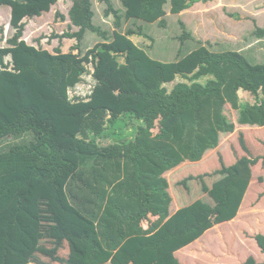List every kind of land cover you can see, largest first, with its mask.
<instances>
[{"label": "trees", "instance_id": "1", "mask_svg": "<svg viewBox=\"0 0 264 264\" xmlns=\"http://www.w3.org/2000/svg\"><path fill=\"white\" fill-rule=\"evenodd\" d=\"M71 1L70 27L77 30L58 37L76 39L73 50L77 52H63L61 47L52 52L23 37L25 18L49 12L58 0H0V5L11 8L14 30L7 45L0 47V264H40L45 244L54 237L58 241L50 258L54 262L49 264H111L121 247L162 229L173 202L177 210L186 202L181 203L171 189L172 197L165 175L171 176L173 169L185 163L202 165L222 159L177 182L187 176L198 178V184L210 182L203 193L195 195V201L218 187L215 200L221 202L205 209L204 215L211 212L214 223L223 222L230 207L237 210L232 195L244 196L245 175H250V165L257 162L247 156L250 152L242 133L237 138L247 155L240 159L237 155L231 166L223 158L232 145L229 139L220 142L221 134L236 130L227 105L240 110V124L264 126V63H252L232 48L214 51L211 43L202 40L173 60L155 58V38L137 22H158L166 28L170 13L179 15L201 0H121L122 9L114 7L112 0H100L106 3L103 17L111 20V30L95 22L93 0ZM125 21L138 26L124 31ZM179 21L180 40H195L186 23ZM87 33L99 39L84 50ZM136 35L152 43L144 47L134 41ZM253 35L264 38V27L257 26ZM87 64H92L93 71ZM89 70L95 80L89 96L71 99L70 87ZM179 75L189 81L179 80L169 90L164 84ZM201 78L207 80L202 83ZM240 90L260 100L242 106ZM127 119L138 123L136 132L132 139L120 140L116 131L125 130L120 128ZM108 135L117 140L102 145L99 139ZM185 205L190 204L175 213L176 228L161 240L130 243L127 251L137 253L131 264L143 252L137 250L141 244L146 252L155 249L156 259L172 255L169 264H182L173 261L174 252L212 223L210 219L197 221L200 216L196 220L193 214V224L185 225L186 216L178 217L187 215ZM152 217L145 227L143 222ZM94 229L107 253L104 256L100 245L87 236ZM254 239L264 258V234L257 233ZM65 240L69 253L63 257L56 252L65 247ZM183 240L181 246H174Z\"/></svg>", "mask_w": 264, "mask_h": 264}, {"label": "rangeland", "instance_id": "2", "mask_svg": "<svg viewBox=\"0 0 264 264\" xmlns=\"http://www.w3.org/2000/svg\"><path fill=\"white\" fill-rule=\"evenodd\" d=\"M93 1H94V6L96 8L95 22L98 24H103L105 28H109L111 30L113 28L111 20L107 18L104 19L103 17V11L107 7L105 5L106 3L100 0H93ZM227 1L228 0L226 1L217 0L216 2L212 0L204 1L206 3L202 4V9L199 14L203 16V14L206 12L211 17L215 16V19H218L220 21L219 17H223L224 14L222 13V6H225L224 3H226ZM112 2L114 4V7H116L117 9L123 8L121 4V0H112ZM232 3L234 6L228 5L227 10L230 11L228 14H233L234 16L233 15L229 16L230 18L226 16H224L225 18L223 17V21L229 18L228 20L231 19L237 25V32L239 33L240 37L238 38V40L231 39L233 40L232 43L235 42L234 44L236 45L237 42L240 40V42H242L240 46H243V48H241V50L243 51L242 53H244L246 49H248L249 51L251 50V52H247L244 54L250 59L252 63H264V38H258L253 35L257 26L264 27V0H232ZM230 4H231V0H230ZM71 6H72L71 0H58V2L52 6V9L49 12H45L41 16H34L32 18L28 17L27 20H24L26 22L24 35H23L24 39L30 44L47 48L52 52L55 51L57 47H61V50L63 52H68L73 50L74 45L77 43L76 39L58 37V35H61L64 32H67L68 30L71 31L77 30L76 27L73 28L70 27L71 24H70L68 12ZM233 9H234V13H232ZM60 15H65V18L62 19ZM10 16H11V8L6 5H0V46L7 45L6 42L7 38H9L14 33V30L10 26ZM195 17H196L195 14L194 15L188 14L185 16L183 14L176 15L170 13L169 17H167L166 28L159 26L158 22L151 23L143 20H138V21L131 20V21L132 22L137 21L141 23L143 25L144 31L155 38V40L153 41L155 42L156 52H154L153 56L155 58H161L170 61L173 60L177 54L180 53V55H182V53L188 52L190 46H192L191 48H194L195 46L199 45L198 41L194 39H188L183 42L180 40V36L183 33L179 21L180 19L182 20L186 19L188 21L190 25V27H188V31L192 32L194 35H197L196 36L197 38L201 36L203 37V31L201 29L197 30L199 26L196 22ZM131 21L128 22L125 21L123 23L124 31H126V29L130 26H134V27L138 26L137 25L138 23H136L135 25ZM220 26H221L219 28L220 30L227 29V24L225 23L223 24L220 22ZM199 34L201 36H199ZM98 39L99 37L96 36V34L87 33L86 40L83 41L84 50L94 46V44L98 41ZM141 39L147 42V44L144 45L145 47H148L152 43V40L150 38L145 39L143 37ZM202 40L204 41L203 38ZM232 43L229 42V45H233ZM214 44H216V42ZM231 48L235 49L233 46H231ZM73 51L77 52V50H73ZM9 59L10 56H7L6 61H9ZM87 67L93 71L92 64L91 65L87 64ZM180 80L189 81L188 79L181 77ZM206 80L207 79L205 78L199 79V81H201L202 83ZM94 84H95V80L92 78L91 72L89 70L87 73L83 75V80L81 82H79L73 87H70L69 89L70 98L73 99L72 97L78 95L87 98L89 96L88 93L92 90ZM239 95L242 106H252L255 105L257 101L260 100L259 99L260 96L257 97L253 95L251 92H246L245 90L241 91ZM239 111L240 110H235L230 105H227V115L231 119L234 118L231 121L235 123V129L239 126L236 125L239 124V117H240V113H238ZM130 120L133 119H127L126 122L127 124L121 128L119 126L117 127L111 126L112 129L115 130L119 128L125 129L123 131L122 130L116 131L118 139L121 140L122 138H126L129 140L132 139L133 136L135 135L136 126L138 123L134 121L131 122ZM124 131H126V133H124L123 135L122 132ZM238 131L240 132V134L246 133L247 137L249 134H252V132L249 133L248 131H245L242 128H239ZM231 134L232 133H226V136L221 134V137L224 139L225 137L227 138ZM117 138H114L113 136L110 137V135H108L107 137L105 136V138L102 137L101 139H99V142L102 145H108L115 142ZM231 149H232V156L228 155L229 152L227 151L223 158L224 164H228L230 166L234 163V158L237 155H239L240 157L242 156V154L244 155L246 154L245 152L243 153V147H241L240 141L239 142L234 141ZM209 161L210 162H205L202 165L193 164V163L189 165L185 163L183 164V166L173 169V174L171 176L167 175V173L165 174L170 183V188H169L170 194L172 195L171 193V189H172L175 192V194L177 193V196L180 199L181 203H183L184 200H186V202L180 204L181 206L179 207L178 210L177 208L174 207L175 205L173 202L170 207V216L165 220L162 229H160L157 233L151 235L148 238L134 239L130 242L131 244L139 243V242H148V241L156 243L157 241L161 240V238L165 234L169 233L173 228H176L174 226L176 224L175 223L176 220L174 219V216H176L175 213L177 214L181 212V209H183L182 206L184 204H190L189 206L185 205L188 206L187 208H185L186 211H188L187 215L178 216V217L186 216L187 220L184 222L185 225L193 224V222L190 220V218L193 217V214H196V220L200 216V218H198L197 221L210 219V222L212 221V223L209 225V228L204 232H202L198 237H196V239L176 250L174 252L173 261L178 260L182 264H236V262H238V257L236 256L235 253H232L233 251L234 252L236 251L235 247L230 243L232 236L236 235V228L234 229L233 225L230 222L224 221L231 216L232 210L234 209L230 207L229 210L225 212L227 213V215H224L226 217L223 220H221L223 222L214 223L213 220L215 214L211 212H209V214L206 213L204 215L205 209L213 206L212 204H214V200L218 197V194L220 193L219 188L214 187L212 192L205 194L201 200L195 201L196 200L195 195L196 194L199 195L200 192L203 193V187L209 185L210 182H204V184H198L195 181H199V179L196 177L195 179L194 178L188 179L190 176H187L188 178L186 177L185 179L182 178L179 182H177V180L183 177L185 174H188L190 172H194V173L199 172L202 169L204 170L206 168L204 166H213L214 164H220L222 159H217V160L210 159ZM186 164L187 166L184 167V165ZM254 171L255 173L258 171L259 174H261L262 172H264V169L261 170L260 168L258 169L256 168V170ZM248 173L252 174L251 165H250V170H248ZM171 181H173L174 183L177 182L176 186L172 185L173 182ZM183 183H185V185ZM232 196L234 197L233 199H235L238 203L237 197H235L236 194L233 193ZM188 200L190 201L187 202ZM194 202H196V206H194L195 205ZM154 219L155 217H152L150 218L149 221H144L143 224L145 225V227H147L149 222ZM247 229L250 228L248 227ZM184 242L185 240L181 242L179 241L176 244H174V246L175 247L181 246ZM130 243L127 246L123 247L122 249H119L117 252L119 251L121 252L115 254L108 263L131 264V260H134L136 258L137 253H135V251H131V252L127 251L131 249ZM80 246L81 245L78 244V247ZM84 251L86 250L84 249ZM101 254L103 256L106 255L104 251L101 252ZM123 254L130 255L131 259L129 258L124 259L125 256ZM133 254L136 256H132ZM158 255L159 254L155 249L149 250L147 252L143 251L141 255L138 257V260L135 264H169V262H171L172 260V255H169L165 258L163 254L156 259V256ZM78 258H82V254L79 253ZM39 260L42 261V263L40 264H49L52 262L49 260L47 256L44 257L39 256ZM249 260L252 261L253 258H250Z\"/></svg>", "mask_w": 264, "mask_h": 264}, {"label": "crops", "instance_id": "3", "mask_svg": "<svg viewBox=\"0 0 264 264\" xmlns=\"http://www.w3.org/2000/svg\"><path fill=\"white\" fill-rule=\"evenodd\" d=\"M212 1L216 2L217 0H212ZM223 1H226V0H223ZM203 3H206V2L197 1L190 8L180 13L185 16L188 14L196 15L195 17L196 22L199 26L197 30L201 29L203 31V37L199 34V36H201L199 37L200 38L199 39L196 37L197 35H195V40L201 41L203 38L204 42L211 43L210 47L213 48L214 51H218V48L225 49V48H231V46H233L235 50L243 52L241 50L243 46H240L242 42H240L239 40L237 44L235 45L234 44L235 42L232 43L233 40H231V39L238 40V38L240 37L239 33L237 32V25L231 19L228 20L230 18L229 16L233 15V14H228L230 11L227 10L228 5L234 6L232 3V0H231V4H230V0H228L226 3H224L225 6H222V13H224L223 17L224 16L229 17L228 19H225L224 21H223V17H219L220 19L219 21L218 19H215V16L211 17L206 12L203 14V16L199 14L201 12ZM232 11H233L232 13H234V9ZM27 18L25 20H27ZM183 21L186 23L187 27H190L186 19H183ZM220 22L223 24L224 23L227 24V29L220 30L219 29L221 27ZM141 38L143 37L137 36V35L133 36V39L136 43L142 46L146 45L147 42H145V40H142ZM213 41H215L216 44H214L215 42ZM229 42L232 43L233 45H229ZM150 50L152 51L154 49L151 48ZM247 52H251V50L249 51L248 49H246V51H244V53H247ZM175 58H177V56H175ZM180 77L181 76L179 75L177 76V79L175 81L169 82V83L166 82L164 85L167 86L169 90H171L172 87L180 80ZM241 91H244V90H240L239 93H241ZM246 92H249V91H246ZM236 125L237 126L239 125V126L236 128L235 132H233L234 134L232 133L230 136H228L227 138L225 137L224 139L221 137V140L222 139L223 140L220 142V144H222L225 139H229L228 143L229 144L231 143V145H233L234 141L238 142L237 134L240 133L238 131L239 128H242L243 130L248 131L249 133L252 132V134H249L248 137L246 133H242L245 136L246 145L250 152V154L248 155L245 152L246 153L245 155H247L250 158H257V162L251 164L252 174L248 176L247 174L245 175L246 185L244 188V196L241 199L237 198L238 200L237 210L234 209L235 210L233 211L234 213H232L231 216L224 221L230 222L233 225V228L234 229L236 228V235L232 236L230 243L231 245H234L235 247L236 251L235 252L233 251L232 253H235L236 256L238 257V263H244L246 261H250L249 260L250 258H253V260L256 262H263L264 258L260 253L258 245H256L254 235H256L257 233L264 234V172L259 174L258 171L255 173L254 170H256V168L257 169L260 168L261 170L264 169V126L250 125V124L244 125L240 123ZM222 135L226 136V134H222ZM214 151L215 149L211 150L209 153L214 152ZM209 153H207V155ZM229 153L232 154V149H229ZM234 160L237 161V158H234ZM220 202H221L220 199L214 200V205H217ZM246 227L247 228L249 227L250 229H247ZM91 232L92 233L87 236H90L91 240L94 241V243L99 244L101 247L99 252L100 253L103 252L104 249L101 246L100 239L97 235L96 229L92 230ZM57 241L58 240L55 241V237L52 238V240L47 241V243L45 244L44 254H42L40 257L47 256L49 260L52 261L50 259L51 253L53 252L55 245H57L56 243ZM65 242L66 240L62 241V246L65 245V247L64 248L61 247L62 249L59 248L58 251L56 252L58 255L63 256V257H65V254L67 252L69 253L68 244L67 242L66 243ZM142 245L143 244H141L137 248V249H141L140 253L144 251V248H142Z\"/></svg>", "mask_w": 264, "mask_h": 264}, {"label": "clouds", "instance_id": "4", "mask_svg": "<svg viewBox=\"0 0 264 264\" xmlns=\"http://www.w3.org/2000/svg\"><path fill=\"white\" fill-rule=\"evenodd\" d=\"M72 98H75V97H72Z\"/></svg>", "mask_w": 264, "mask_h": 264}]
</instances>
